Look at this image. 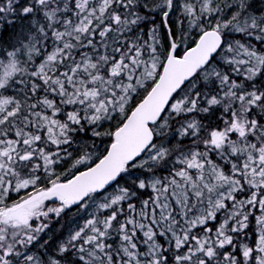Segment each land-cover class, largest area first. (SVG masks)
I'll use <instances>...</instances> for the list:
<instances>
[{"label":"trees","instance_id":"1","mask_svg":"<svg viewBox=\"0 0 264 264\" xmlns=\"http://www.w3.org/2000/svg\"><path fill=\"white\" fill-rule=\"evenodd\" d=\"M214 27L222 47L175 94L146 153L106 190L62 204L35 237L9 233L7 245L0 235V264H264L263 169L257 193L253 178L241 177L224 207L207 202L215 176L256 148L264 155V0H0V179L10 183L0 185V209L97 162L156 82L172 39L181 56ZM135 47L142 69L157 54L155 74L120 112L90 117L95 87L108 86L111 102L127 93L132 77L107 71L118 59L131 63ZM243 56L254 70L238 64ZM183 93L190 111H171ZM242 94L253 102L239 103ZM234 110L247 132L233 135V151L216 149L211 140L232 127Z\"/></svg>","mask_w":264,"mask_h":264},{"label":"water","instance_id":"2","mask_svg":"<svg viewBox=\"0 0 264 264\" xmlns=\"http://www.w3.org/2000/svg\"><path fill=\"white\" fill-rule=\"evenodd\" d=\"M223 43L224 37L218 27L209 28L202 32L195 45L179 56L176 54L178 44L172 39V46L156 82L114 131V141L107 152L69 181L56 183L21 205L43 197L57 196L68 207L80 204L91 194L112 186L127 165L143 156L152 145L155 139L153 126L159 122L175 94L195 77L198 70L209 64ZM33 157L34 154L29 153L23 159Z\"/></svg>","mask_w":264,"mask_h":264},{"label":"rangeland","instance_id":"3","mask_svg":"<svg viewBox=\"0 0 264 264\" xmlns=\"http://www.w3.org/2000/svg\"><path fill=\"white\" fill-rule=\"evenodd\" d=\"M155 48V44L151 43L150 50ZM140 53V48H133V53L129 57V60H131V63L129 61L124 62L122 59H118V62L116 63L115 67H110L107 72L109 73H117L118 76L121 74L126 77L128 75L129 77H132V81L130 85H125L124 90L128 88L127 93L123 92L122 95L119 97V99L116 102H111L110 97L108 96V92H110L111 89H109L108 86H102V87H95L92 91V94H89V98L93 101L95 104L90 110L92 113L90 117L96 118L97 119H105L108 118L114 111L120 112L123 107H125L126 103L129 101V99L132 96V93H134L138 87H141L142 85L147 82L156 72L158 68V61H155L154 58L156 55H152L149 59V63L145 64V67L142 69V64L139 66L141 61L139 60V55ZM244 59L238 62L239 65H242L243 70H254L253 68H250V64L254 63V60L251 59L248 56H243ZM104 58H102L103 60ZM135 64V65H134ZM143 72V73H142ZM113 74L111 76H113ZM117 81V80H115ZM116 88H120L121 84H117L115 82ZM239 103L245 102V106H248L251 102H253L251 99L248 98L247 94H242L239 96ZM97 100V101H95ZM110 103H109V102ZM108 102V103H107ZM193 101L189 100L186 94H181L179 97L175 98V100L172 102L170 105V110L171 111H177L180 110L181 108H185L186 105H188L187 109L188 112L190 111V108L192 106ZM219 104V101L217 102ZM2 106V102H0V107ZM112 106H114L112 108ZM116 107V108H115ZM232 119H231V124L232 126L236 128L233 130V133H245L247 132V129L244 128V123H243V118L240 117V112H237L234 110L233 112L231 111ZM233 122V123H232ZM230 124V126H231ZM195 126L193 124L190 125V129H193ZM229 127V126H228ZM227 127V128H228ZM189 128V127H188ZM222 131V130H221ZM225 132V130H223ZM233 137V136H232ZM231 136H228L226 138V142L217 147L216 149H221L224 150L225 147L230 148V151L234 150L233 146V141ZM264 152V148H262ZM7 153V152H5ZM29 152H23L21 157L23 155L29 154ZM263 154V153H262ZM261 154V155H262ZM45 159V158H44ZM84 161V158L82 159V162ZM264 155L259 158V149L256 148V151L254 152V155L252 156L251 160L248 161L247 158L243 159L242 164L240 167L236 168L235 166L231 167L230 174L226 175L224 173H221L220 176H215V188L217 192H213L211 195V198L207 201L210 210L216 209V208H221L224 207L225 197L232 196L233 192L238 190L240 188V185L238 182L241 180V177H249L253 178V184L255 186V193L258 192L257 186V176L259 172L264 171ZM195 168H199L202 172H204L203 168H207L208 165H205L204 162L197 163L194 165ZM202 168H201V167ZM212 167V166H211ZM209 169V167H208ZM207 171V170H206ZM188 177H191L188 175ZM220 178V179H219ZM0 185H2V189H9L10 183L8 181H4V179L1 177L0 179ZM181 187V185H179ZM212 188V187H210ZM32 197L26 198L27 200ZM57 196H50V198H42L38 201L29 203L27 205H21V202L15 203L11 206V208H2L0 209V235L1 237H6L7 240L5 239L4 241L7 243V245L10 244V241H8V234L11 233L13 235L16 234H21V239L29 240L30 238L35 237L37 234V231L41 229L42 227V222L45 219H48L50 215L54 214H59L62 209L63 205L62 203L58 202ZM25 199V200H26ZM25 202V201H24ZM166 203H168V200H166ZM2 215V216H1ZM91 223V222H90ZM96 224L95 222H93ZM95 227V226H94ZM92 228L91 232L98 233V229ZM14 246L10 245V250H13ZM6 261V259H5Z\"/></svg>","mask_w":264,"mask_h":264},{"label":"flooded vegetation","instance_id":"4","mask_svg":"<svg viewBox=\"0 0 264 264\" xmlns=\"http://www.w3.org/2000/svg\"><path fill=\"white\" fill-rule=\"evenodd\" d=\"M236 128L234 126H232L231 128L222 131V132H219L218 134L215 135V137L211 140V143L213 144V146L217 145V147L223 145L225 142H226V138H228V136H233L235 133H233V130H235ZM232 139V138H231ZM64 206V202L59 198L58 199ZM66 207V206H65ZM0 224H1V221H0Z\"/></svg>","mask_w":264,"mask_h":264}]
</instances>
